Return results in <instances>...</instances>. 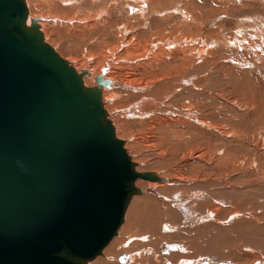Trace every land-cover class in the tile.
<instances>
[{"label": "rangeland", "instance_id": "374dc122", "mask_svg": "<svg viewBox=\"0 0 264 264\" xmlns=\"http://www.w3.org/2000/svg\"><path fill=\"white\" fill-rule=\"evenodd\" d=\"M60 1L61 0H58L60 4H57L59 5L58 9L51 15L52 17L69 19L71 16H61V10L78 7V9H75L76 18L93 15L96 19L101 21L109 17L110 19H108L107 24H111H108L105 30L94 28V31L90 32L89 36L85 38L83 37L84 30L82 31L79 26H76L77 23L71 25L67 24L68 22L66 21L62 22L58 19H53L52 22L54 24H60L62 26L61 28L55 26V31L46 39L43 38V41L51 45V47H53V49L67 62L73 60L74 65L76 64L77 66L84 63L86 67L89 66L86 61L88 60L87 53L92 51L93 48V50L97 49L96 46L93 47L89 44L92 40L90 41L87 38L93 37V39H96V41H93L96 42V44L100 45V43H104L105 46L107 45L104 47V50L108 52L109 57L112 58L109 67L110 69H112V66L115 67L112 70L116 72L110 75L111 78L109 75H105V73H103L104 76L101 73L100 77L113 80V82L118 85H114L110 88L115 92V95L117 94L116 96L119 97L117 101H120L115 105L114 111L117 116L115 115L113 119L115 118L116 129L118 128V131L116 130L118 137L123 140L127 153L134 164L136 163L134 168L135 171L142 173L151 172L156 175L158 181H161V183H166L167 180H176L179 182L178 186L183 189L178 199L184 200V205L176 204L177 202L175 201L177 200L172 196L175 191L180 190L168 185L157 190L158 193L160 192L159 195H156L158 197L156 200L158 204H152L151 206L148 204L146 207L143 202L147 201H143L142 199L153 201L151 193H144L146 190H149L150 187L144 182L145 180L142 182H135V185L141 190H139L138 194L130 195L124 216H126L129 207L133 208L137 206V208L143 209L139 211L140 216L135 224L138 225H134L133 229V231L138 230L139 233H134L130 237H127L133 240L132 242L127 241V246L123 248L117 246L114 251L108 254L109 256L106 255L103 264H150L149 258L152 256V251L148 253L141 249L146 245L152 246L148 240L150 236L149 231L152 233L155 229H158L155 231L158 234H153L164 236V226L171 229V234L176 238L173 236L166 242L162 241L166 246L160 241L157 247L152 246V249H154L153 251L155 252L156 250H161L158 256H163L162 260L166 258V260H168L167 262L171 264H181L179 263L180 261L177 262L178 258L175 261L169 258L171 253H177L180 250L177 252L176 250H170L168 252L167 246H179L180 249H188V251H190L191 247L193 252L198 249L196 246L201 245V241L206 242L204 246L205 251H201L204 257L203 259L209 260L212 264H227L228 262L231 263L234 261L228 260L227 258V255L231 251L229 248H238V244H244L242 241L246 242L245 246H252L253 248L259 249L258 251H260L261 254H264V229L252 224L251 221H249L250 217H247L249 216L248 213L251 212L259 213V215L261 214L264 217L262 208H257V206L259 207L260 204L264 202V200L262 201V199H264V0H157V2L156 0H148L146 3L147 6H144L146 7V13L143 15H141L142 11H139L138 8L141 4H144V1H140L142 3H136L139 0H129L130 2L128 0H98L94 2H92L93 0H78L75 1V3L72 2L73 4L68 3V5H64ZM161 2V10L155 9L156 11H154V8H150L152 4L157 6V4ZM194 2L195 4H193ZM57 11H59V13H57ZM37 17L43 18V21H45L44 19L47 18V15L41 12L37 14ZM108 27H110V29ZM161 37L163 39H161ZM186 39L188 41H186ZM184 40L186 42H184ZM178 41H180V46L179 44H173ZM136 43L147 45L145 50V52H147L145 53L146 55H144L145 58H148L147 60L141 59L144 54V49L138 52L140 55L139 58L138 53H132L131 58L130 53L122 51L125 47L124 45H134ZM195 46H200V48L206 47L205 55L207 56L204 55V58H211L210 63L205 64V61L199 63L201 61V56H198V51L193 50L196 48ZM108 47L112 49L115 47L116 53H114L116 55L108 51ZM169 47L170 50H168ZM180 47H186L185 54L187 58L184 60V65L192 60L194 64L198 62V70H200L201 76L208 77V79L197 80L196 77L187 76V70L183 68V65L179 69L180 72L178 69L175 70V68L171 71L168 67V69L161 71L163 73L166 71L164 74L161 72L158 73L155 70H150V72L147 67L143 65V63H148L151 58L150 61L153 60L155 62H151L153 68H163L158 62L161 63L166 56L168 57L169 54L172 55V52H176ZM155 48L162 49L161 51L163 52L169 51V53L163 55L161 59H156V57L150 56L152 54L148 55L149 52L151 53ZM174 48L177 50H174ZM175 57L177 61L182 64L179 57ZM127 58L129 59L127 61L130 63L129 66H125ZM133 60L137 62L135 63ZM96 61L98 62L97 59L95 61H90V69L92 72L101 70L100 68L104 66L100 63L97 64ZM131 62L134 65H132ZM141 62L143 63L141 64ZM173 62L172 65H177L175 63L176 61ZM137 63L139 64L138 66ZM103 68H105V66ZM138 68H140L138 71L143 72L135 77V75H133V70H135V74H137ZM144 70H146V72ZM210 72H213L214 75L210 76ZM146 75L147 79L145 77ZM129 79L133 81L130 83V81H128ZM128 82L130 84H127ZM171 82L175 85L179 93L182 92L181 88L188 86L191 88L194 82L199 92L191 93L199 96V103L201 105H206V102L208 103L213 97H221L224 101L218 102L217 105L218 111L221 114L214 115V118L208 117L206 120H202L203 122H188L190 126L187 122V124L185 122H179V119H174L170 124L164 125L163 122L148 120L147 116L142 117L141 111L143 109L145 110V108L148 112H153L170 106L167 110L175 111L178 116H183L182 119H186L191 113L195 115V112L197 115H195L193 119L198 118L199 113L195 110L192 111L190 108L189 103L192 102L188 98L190 96L184 97L182 93V97L176 95L177 91H171L170 89ZM133 83H135L134 87ZM136 86L143 89L138 92V90L135 89ZM152 87H154V89ZM246 87L247 90H245ZM251 91L258 92V94H251ZM168 94L173 95V98H171V95L169 97ZM165 96L169 97L171 100L168 98L169 101L166 100ZM202 97H207L208 99ZM160 101L164 102L163 104L165 107L161 105L162 103ZM185 102L186 104H184ZM150 105L156 106V109H154L155 107L152 108L153 106ZM173 105H176L175 107L177 109L179 105V109L176 110ZM128 107L131 109L129 110ZM187 107L190 109H186ZM184 108L186 110H184ZM178 111L182 114L177 113ZM185 111L189 112L186 113ZM202 111L207 112V109ZM207 113L209 114L210 111ZM212 113H215V109ZM118 114L120 115L118 116ZM184 116L187 117L184 118ZM125 119L128 122L130 121L129 123L127 122V124L128 126L130 125L129 127L130 129L132 128L131 130L122 124V121ZM181 123L184 126L188 125V127L185 128L180 126ZM140 132L141 134H139ZM132 135L134 136L132 137ZM155 140H157L156 143H154ZM218 157L227 159V163L225 161L221 166L230 164L229 168L225 167L226 171L221 170L224 167H220ZM258 165H260L261 169L255 172ZM232 168L236 174L230 172ZM244 169L250 170L245 171ZM232 178H235V180L231 181L234 184L232 187L230 185L229 195L223 194L219 197L217 196L216 199L211 197L213 190H218L219 185L212 186L215 181H218L217 184H219L221 182L230 181ZM196 181H198V183L208 182L207 185L210 183L209 185L211 187L207 185L201 187L202 184H200L199 189L194 188L193 186ZM210 181L213 183L211 184ZM256 186H259L260 189ZM230 197H232L231 200L236 198L234 202L230 200ZM169 198L170 201L168 200ZM172 198L175 201H173ZM227 198H229V201ZM252 198L256 201L252 200ZM209 199L215 202V204L221 205L220 203H223L224 206L229 205V207H236L237 209L235 211H226L227 209L221 205L223 211H226V214L220 212L213 213L203 205L205 201H210ZM160 200H163L166 204ZM219 200L225 201L221 202ZM244 201H246V203L242 204ZM239 203L242 204L241 208H238ZM145 208L146 210H144ZM156 209L158 210L156 211ZM175 211H177L176 213H182V211L187 213L186 216H189L190 219H187V217L185 218V214L183 215V213L182 215H179V213L176 214ZM209 214L211 217H209ZM235 215H238V217H235ZM179 217H184L182 220L186 222L184 221V223ZM124 218L125 217H123L120 228L125 222ZM208 223L211 226L207 225ZM255 227L259 228L256 230ZM185 229L189 232L187 233ZM194 230L195 232H193ZM212 232L214 234H212ZM179 233L181 236L178 237ZM117 234L112 241L116 238ZM138 236L147 238L148 241H144L150 244L144 243ZM136 240H138L139 243L138 241L136 242ZM137 245H139V247H137ZM194 246L196 249H194ZM121 256L128 257V260L123 261L124 258L122 259ZM96 259L97 257L87 261L84 260L85 262L83 261V263L93 264ZM194 259L198 260L197 258ZM193 261H189V263ZM234 262L240 264L237 261ZM231 264L234 263L232 262Z\"/></svg>", "mask_w": 264, "mask_h": 264}, {"label": "water", "instance_id": "95a60500", "mask_svg": "<svg viewBox=\"0 0 264 264\" xmlns=\"http://www.w3.org/2000/svg\"><path fill=\"white\" fill-rule=\"evenodd\" d=\"M23 0H0V264H84L117 234L138 179L101 88L49 44Z\"/></svg>", "mask_w": 264, "mask_h": 264}, {"label": "bare ground", "instance_id": "6f19581e", "mask_svg": "<svg viewBox=\"0 0 264 264\" xmlns=\"http://www.w3.org/2000/svg\"><path fill=\"white\" fill-rule=\"evenodd\" d=\"M24 2H25V4H26V6H27V18H26V26H27V28H31L32 27V22H33V20L34 19H36V22H37V24H38V28H39V30L41 31V33L43 34V38L44 39H46L47 37H49L50 36V34H52L54 31H55V29H56V27H58V28H61V26L62 25H60V24H54L53 22H52V20L53 19H58V20H60V21H66V22H68L67 24H76L77 23V25L76 26H79L81 29H82V31L84 30V35H83V37H88L89 36V34H90V32H93L94 30V28H101V29H106V26L108 25V24H111V23H108L107 24V22H108V19H110L109 17H108V19L107 18H105V19H102L101 21L100 20H98V19H96V17L95 16H93V15H91V16H85V17H81V18H76L75 17V13H76V11H75V9H78V7H73V8H71V9H62L61 10V16H63V17H67V16H71V18H69V19H66V18H56V17H52L51 15L53 14V13H55L56 12V10L58 9V6L59 5H57V4H60L59 2H58V0H23ZM75 1H78V0H61L60 2H62L64 5H68V3H71V4H73L72 2H74L75 3ZM80 1V0H79ZM85 1V0H84ZM94 1H98V0H93L92 2H94ZM129 1V0H128ZM132 1V0H131ZM134 1V0H133ZM140 1H144V4H141L140 6H139V8H138V10L139 11H142V13H141V15H143V14H145L146 13V7H144V6H147L146 5V3H147V1L148 0H139V1H137L136 3H142V2H140ZM130 2V1H129ZM156 2H157V0H156ZM161 4H162V2L161 3H158L157 4V6L155 5V4H152L151 6H150V8L152 7V8H154V11H156L155 9H160L161 10ZM193 4H195V2L193 3ZM77 5V4H76ZM84 6V5H83ZM190 6V5H189ZM194 6V5H193ZM194 9H197V8H194ZM159 10V11H160ZM41 12H44L46 15H47V18H45L44 20L45 21H43V18H40V17H37V14L38 13H41ZM57 13H59V11H57ZM60 16V15H59ZM209 16V15H208ZM56 23V22H55ZM56 26V27H55ZM75 26V25H74ZM111 26V25H110ZM109 29H110V27H108ZM107 28V29H108ZM53 29V30H52ZM80 31V30H79ZM107 37V36H106ZM87 39H89L90 41L92 40V42L93 41H96V39H93V37H90V38H87ZM161 39H163L162 37H161ZM186 41H188L187 39H186ZM185 40H184V42H186ZM195 41V40H194ZM90 42L89 43V41H88V43L91 45V46H96L97 47V49H95V50H93L92 49V51H90V52H88L87 54H88V60H86L87 61V65L89 64V66L88 67H86L85 65H84V63H82V64H79V65H77L76 66V64L74 65V62H73V60L71 61H69V62H67L71 67H73L74 69H75V71L77 72V74L81 77V79H82V81H83V85H84V88L86 89H89V90H87V91H96V90H99V85H98V79L100 78V74L102 73H105V75H109V77H110V75L111 74H113L114 72H116V71H114L113 72V70L112 69H114L115 67H113L112 66V69H110V67H109V65H110V62H111V59L112 58H110L109 57V55H108V52H106L105 50H104V47H106L105 46V44L103 43V44H101L100 43V45L99 44H96V42ZM179 42L180 41H178V42H175V43H173L174 45H177V44H179ZM135 43V42H134ZM182 43V42H181ZM195 43V42H194ZM171 45V44H170ZM51 46V45H50ZM125 47L123 48V50L122 51H125V52H127V53H130V55L133 53V54H135V53H138V52H140V51H142L143 49H144V54H143V57H141V59H145V60H147L148 58L146 57H144V55H146L145 53L147 52H145V50H146V46L147 45H142L141 43L140 44H138V43H136V44H134V45H124ZM172 46V45H171ZM179 46H180V44H179ZM184 46V45H183ZM116 47V46H115ZM115 47H113V49L111 48V47H108V51H110L112 54H115L116 52V50L114 49ZM188 47V46H187ZM196 47V46H195ZM53 48V47H52ZM141 50H140V49ZM177 48V47H176ZM173 49V48H172ZM188 49H189V47H188ZM192 49V48H191ZM162 49H158V48H155L153 51H151V53L149 52V54L148 55H150V54H152V55H150L151 57H156V59L157 58H159V59H161L162 58V56L163 55H166V54H168L169 53V51H166V52H163V51H161ZM168 50H170V47H169V49ZM174 50H177V49H175L174 48ZM186 50V47H180V49L179 50H177L176 52H172L173 54L172 55H170L169 54V56L167 57H165V59L164 60H162V62L160 63V62H158L159 64H161V66H163V68L162 67H160V68H158L157 69V67L156 68H153L152 67V65H151V62L153 61H150V59H149V61H148V63H143V62H141V64L143 63V65L144 66H146L147 67V69L150 71V70H155V71H157L158 73L159 72H161V71H164V70H166V69H168V67H169V69L171 70V71H173L174 69L173 68H175V70L176 69H178V71L180 72V68H181V66L183 65V68L184 69H186L187 71H186V75L187 76H192V77H196V79L197 80H206V79H208V77H202L201 75V72H200V70H198V62H197V64H194L193 63V60L192 61H190L188 64H186V65H184L185 63H184V60L187 58V55L185 54V51ZM194 51H198V56L200 55L201 56V61L199 62V63H202V62H204L205 61V64H208V63H210L211 62V58H204V55H205V51H206V47H204V48H200V46H197L195 49H193ZM160 51V52H159ZM115 52V53H114ZM157 52H159L157 55H155ZM142 53V52H141ZM122 54V53H121ZM116 55V54H115ZM138 55H139V53H138ZM175 56H177V57H179V60L181 61V63L182 64H180L178 61H177V59H176V57ZM205 56H207V55H205ZM209 56H210V54H209ZM140 57V55L138 56V58ZM149 57V56H148ZM173 57H175V58H173ZM190 57V56H189ZM86 58V57H85ZM131 58H132V55H131ZM137 58V57H136ZM137 58V59H138ZM78 59V58H77ZM98 60V62H97V64L98 63H100V64H103L104 66H105V68H103V67H101L100 69L101 70H98V71H91V69H90V67H91V62L90 61H92V60ZM137 59H135V60H137ZM153 59V58H152ZM209 59V60H208ZM127 60H129L128 58L126 59V62L127 63H125V66L126 65H128L129 66V61H127ZM135 60H133V61H135ZM113 61V60H112ZM139 61V60H138ZM142 61V60H141ZM173 61H176L175 63L177 64V65H175V64H173L172 65V62ZM137 61H135V63H136ZM94 63V62H93ZM138 63H140V62H138ZM137 63V66L139 65ZM153 63H155L154 61H153ZM174 63V62H173ZM196 63V62H195ZM96 64V63H95ZM131 64H132V62H131ZM132 65H134V64H132ZM142 65V66H143ZM154 65H156V64H154ZM153 65V66H154ZM97 66V65H96ZM124 66V67H125ZM127 66V67H128ZM136 66V65H135ZM157 66V65H156ZM172 66V67H171ZM94 67H95V65H94ZM94 67H92V68H94ZM98 67V66H97ZM141 67V66H140ZM145 67V68H146ZM171 67V68H170ZM96 68V67H95ZM122 68V67H121ZM130 68H131V65H130ZM125 69V68H124ZM140 68H138L137 69V74H135V70H133V69H128V70H133L134 71V74L133 75H135V77H136V75H139V74H141L142 72H140V71H138ZM142 69V68H141ZM173 69V70H172ZM183 69V70H184ZM118 70V69H117ZM182 70V71H183ZM145 72H146V70H144ZM149 71H147V72H149ZM168 71V70H167ZM100 72V73H99ZM120 72V71H119ZM130 72V71H129ZM144 72V73H145ZM151 72V71H150ZM166 72V71H165ZM164 72V73H165ZM176 72V71H175ZM179 72H177V73H179ZM215 72V71H214ZM99 73V74H98ZM161 73H163V72H161ZM160 73V74H161ZM163 73V74H164ZM127 74V73H126ZM132 74H130V75H132ZM145 74H147V73H145ZM144 75V74H143ZM181 75V74H180ZM183 75V74H182ZM214 74H213V72H210V76H213ZM103 76H104V74H103ZM117 76V75H116ZM151 76V75H150ZM201 76V77H200ZM113 77V76H112ZM128 77V76H127ZM132 77V76H131ZM146 77V79H147V75L145 76ZM159 77H160V75H159ZM167 77V76H166ZM111 78V77H110ZM133 78V77H132ZM138 78V77H137ZM143 78H144V76H143ZM163 78V77H162ZM140 79V78H139ZM164 79H165V76H164ZM195 79V78H194ZM195 79V80H196ZM102 80L103 81H105V85L101 88V100H102V104H103V108H104V110H105V119L106 120H109L110 122H111V124H112V126L114 127V131H115V136L119 139V140H122V139H120L119 137H118V134H117V129H116V121L113 119V117L116 115V113H115V105H116V103L119 101H117V99H119V97H117L116 95H115V92L112 90V89H110L111 87H113L114 85L115 86H118L116 83H114L113 82V80H110V79H108V78H102ZM141 80V79H140ZM139 80V81H140ZM183 80V79H182ZM128 81H130V79L128 80ZM133 81V80H132ZM132 81H130V83L132 82ZM166 81V80H165ZM188 81V80H187ZM135 82V81H134ZM137 82V81H136ZM181 82V81H180ZM125 83V82H124ZM129 82L127 83V84H130ZM160 83V82H159ZM165 83H167V82H165ZM120 84V83H119ZM134 84L135 83H133V87H134ZM137 84V83H136ZM170 84V83H169ZM192 84V83H191ZM121 85H122V83H121ZM126 85V84H125ZM132 85V84H131ZM140 85V84H139ZM156 85V84H155ZM160 85V84H159ZM183 85H184V83H183ZM127 86V85H126ZM141 86V85H140ZM154 86V85H153ZM168 86V85H167ZM167 86H165V87H167ZM178 86V85H177ZM182 86V85H181ZM191 86V85H190ZM128 87V86H127ZM129 87H131V86H129ZM132 87V88H133ZM183 87V86H182ZM247 87H249V86H247ZM247 87L245 88V90H247ZM153 89H154V87H152ZM163 88H164V86H163ZM187 88V89H186ZM191 88H193V89H191ZM191 88L188 86V87H184V88H181L182 89V92H178L177 91V89H176V87H175V85L174 84H172V82H171V91H177V94L176 95H178L179 97H182V95H181V93L183 94V96L184 97H187V96H190V97H188L192 102L191 103H189V105H190V108H191V110L192 111H197L198 113H199V115H198V118L196 119H193L194 117H195V115H197V113L195 112V115H192L193 113H189L190 115L188 116L186 113H188V112H186L185 114L188 116H184V118H186V119H182L183 118V116H178L177 114H176V112L175 111H168L167 110V108L169 109L170 108V106L169 107H167V104H166V107L167 108H165V109H159V110H155V111H153V112H148L147 110H146V108H145V110H146V112H145V110L142 112L141 111V115H142V117H145V116H147V119L148 120H154V121H156V122H163V124L164 125H167V124H170L172 121H174V119H179V122H203L204 120H206V118H208V117H212V118H214V115H220L221 113H219V111H218V102H221L222 100L224 101V99H222L221 97H213L212 98V100H210L208 103L206 102V105L205 104H203V105H201L200 103H199V96H197V95H194L193 93H191V92H194V93H196V92H199V90L195 87V84H194V82H193V85L191 86ZM128 89V88H127ZM135 89H137L138 90V92L139 91H141L143 88H141V87H135ZM159 89V88H158ZM130 90H132V89H130ZM135 91V90H134ZM146 91V90H145ZM148 91V90H147ZM248 92H249V90H248ZM132 93H134V92H132ZM136 93H137V91H136ZM179 93V94H178ZM250 93V92H249ZM252 93H254V94H258V92L256 93V92H252L251 91V94ZM171 95V94H170ZM170 95L168 94V96L170 97ZM175 95V94H174ZM122 96H124V95H122ZM127 96V95H126ZM167 96V95H166ZM165 96V97H166ZM173 95H171V98H173L172 97ZM165 97H163V98H165ZM169 97H166V100H168V99H170ZM160 98V97H159ZM168 98V99H167ZM202 98H205V97H202ZM162 99V98H161ZM198 99V100H197ZM205 99H208L207 97L205 98ZM121 100H122V98H121ZM144 100H147V99H144ZM171 100V99H170ZM175 100H177V99H175ZM174 100V101H175ZM245 100V99H244ZM135 101V100H134ZM143 101V100H142ZM164 101V100H163ZM169 101V100H168ZM178 101V100H177ZM212 101V102H211ZM247 101L249 102V100L247 99ZM120 102V101H119ZM129 102V101H128ZM127 102V103H128ZM161 102V101H160ZM166 102V101H165ZM172 102V101H171ZM180 102V101H179ZM179 102H178V104H179ZM215 104H214V103ZM125 103V102H124ZM162 104V106H164V102H161ZM137 104H138V102H137ZM160 104V103H159ZM174 104H175V102H174ZM184 104H186V102L184 103ZM134 105V104H133ZM177 105V104H176ZM176 105H173L174 107L176 106ZM150 106H153V105H150ZM159 106V105H158ZM185 106V105H184ZM188 106V105H187ZM125 107V106H124ZM133 107V106H132ZM155 107V108H154ZM165 107V106H164ZM171 107H172V105H171ZM178 107V109H179V105L177 106ZM181 107V106H180ZM152 108H154V109H156V106H153ZM176 108V107H175ZM190 108H186V109H190ZM128 109H129V107H128ZM131 109V108H130ZM129 109V110H130ZM148 109V108H147ZM172 109H174V108H172ZM177 108H176V110H178ZM181 109V108H180ZM185 108H184V110H186ZM206 110L207 109V112L208 111H210V113L208 114L207 112H205V111H202V110ZM215 109V113L213 114L212 113V111ZM227 109V108H226ZM127 110V109H126ZM129 110H128V113H129ZM151 110V109H150ZM183 110V109H182ZM224 110V109H223ZM228 110V109H227ZM180 111V110H179ZM177 112V113H181V112ZM115 113V114H114ZM132 113V112H131ZM182 114V113H181ZM120 114H118V116H119ZM131 115V114H130ZM138 115V114H137ZM140 115V114H139ZM178 117H177V116ZM192 115V116H191ZM117 116V115H116ZM128 116V115H127ZM124 117V116H123ZM126 117V116H125ZM137 117V116H136ZM231 117V116H230ZM112 119V120H111ZM123 119V118H122ZM138 119V118H137ZM114 120V121H113ZM203 120V121H202ZM113 121V122H112ZM118 121V120H117ZM119 122V121H118ZM123 122V123H122ZM121 123L122 124H124L128 129H130V125L128 126V124H127V122L128 121H126V119L124 120V121H122ZM130 122V121H129ZM128 122V123H129ZM138 122V121H137ZM147 123V122H146ZM186 123V124H187ZM121 124V125H122ZM212 124V123H211ZM140 125V124H139ZM188 125H189V123H188ZM188 125H186V126H184V125H182V123H181V125L180 126H182V127H188ZM192 125V124H191ZM120 126V125H119ZM179 126V125H178ZM190 126V125H189ZM194 127V126H193ZM197 127V126H196ZM222 127V126H221ZM122 128V127H121ZM125 128V127H124ZM200 128V127H199ZM210 128V127H209ZM132 129V128H131ZM130 129V130H131ZM213 129V128H212ZM117 130V131H116ZM150 132V131H149ZM189 132V131H188ZM214 132H217V131H214ZM134 133V132H133ZM157 133V132H156ZM139 134H141V132L139 133ZM135 135V134H134ZM134 135H132V137L134 136ZM135 136H137V135H135ZM140 137V136H139ZM158 138V137H157ZM150 139H151V136H150ZM153 139H154V137H153ZM153 139H152V141H153ZM135 140V139H134ZM138 140V139H137ZM123 141V140H122ZM143 141V140H142ZM156 141L157 140H155L154 141V143H156ZM194 141V140H193ZM126 142V141H125ZM124 143V142H123ZM188 143V142H187ZM147 144V143H146ZM145 144V145H146ZM151 144V143H150ZM152 145V144H151ZM163 154V153H162ZM175 154V153H174ZM170 155H171V153H170ZM148 159V158H147ZM132 160V159H131ZM218 161L220 162V167H224L223 169H221L222 171H226L225 170V167H227V168H229L230 166V164H224L223 166H221L225 161H226V163H227V159L226 158H223V157H218ZM132 162H133V160H132ZM134 163V162H133ZM136 164V163H135ZM135 164H134V168H135ZM138 164V163H137ZM136 166H138V165H136ZM260 169H261V167H260V165H258L257 166V168H256V171L255 172H258V171H260ZM229 170V169H228ZM243 170V169H242ZM245 171H249L250 169H244ZM245 171H243V172H245ZM232 174H236L235 173V171H234V169L232 168V170L230 171ZM143 180H145V179H138L136 182H142ZM233 180H235V178H232L230 181H225V182H221V183H219V184H217L218 183V181H215L214 183L213 182H211V184H212V186H216V185H219L218 186V190H213V194H212V196L211 197H213V198H215L216 199V197L218 196H220V195H229L230 194V191H229V189H230V185H231V187H232V185L234 184V183H232L231 181H233ZM149 187H150V189L149 190H146L144 193H151L152 194V196H153V201H151V200H149V199H142L143 201H147V202H143L144 203V205H146V207H147V205L149 204L150 206L152 205V204H158L157 203V199H158V197L156 196V195H159L160 194V192L158 193V191L157 190H160V188H162V187H166V186H173V187H175L176 189L178 188L180 191H175L174 193H173V197H175L174 199L175 200H177V201H175V200H173V198H172V200L173 201H175V202H177L176 204H178V205H184L185 203H184V200H182V199H178V197L180 196V192L183 190V189H181L179 186H178V184H179V182H177L176 180L175 181H172V180H167L166 181V183H161V181H158V179L157 180H145L144 181ZM231 182V183H230ZM170 183V184H169ZM207 183L208 182H202V183H198V181H196V183L194 184V188H198L199 189V187H200V184H202L201 185V187H203L204 185L206 186L207 185ZM230 183V184H229ZM210 184V183H209ZM207 185V186H210V185ZM211 187V186H210ZM258 189H260V187L259 186H256ZM201 189V188H200ZM170 190V189H169ZM233 197V196H232ZM232 197H230V200H231V198ZM150 198V197H149ZM210 198V197H209ZM249 198V197H248ZM248 198H246V199H248ZM260 198V197H259ZM228 199V201H229V198H227ZM236 198H234V200H235ZM262 199V198H261ZM261 199H260V202H261ZM169 201H170V198L168 199ZM171 200V201H172ZM210 200V199H209ZM233 200V199H232ZM231 200V201H232ZM234 200H233V202H234ZM243 200V199H242ZM251 200V199H250ZM252 200H255L254 198H252ZM251 200V201H252ZM264 199H262V201H263ZM161 201V200H160ZM163 201V200H162ZM161 201V202H162ZM172 201V202H173ZM219 201H221V202H223V201H225V200H219ZM247 201V200H246ZM246 201H244L242 204H245L246 203ZM256 201V200H255ZM171 202V204L173 205V203ZM203 202V201H202ZM233 202H232V204H233ZM163 203H164V201H163ZM168 203H170V202H168ZM164 204H166V203H164ZM170 204V205H171ZM225 209H227L226 211H229V210H232V211H235L237 208L236 207H229V205H226V206H224V204L223 203H220ZM228 204H230V203H228ZM242 204H238V208H241L242 207ZM169 205V204H168ZM171 205V206H172ZM203 205H205L208 209H210L213 213L214 212H220V213H224V214H226L224 211H223V208H222V206L221 205H219V204H215V202H213L212 200H210V201H205L204 203H203ZM231 205V204H230ZM256 206V205H255ZM176 207V206H175ZM198 207V206H197ZM178 208L180 209V207L178 206ZM257 208H259V209H261L262 208V210H263V214H264V202L262 203V204H260V206L258 207L257 206ZM133 209V210H132ZM182 209V208H181ZM143 209H141V208H137V206L136 207H133V208H128L127 209V213H126V216H124L125 218V222H124V224L122 225V227L120 228V230H119V232H118V234H117V236H116V238L112 241V243L110 244V242H109V244L102 250V252H101V254H99L98 256H96L97 257V259H96V261H94V263L93 264H103L104 262H105V257H106V255H108V254H110L112 251H114V249L117 247V246H120V247H125V246H127V244H126V242L128 241V242H132L133 240H132V238H127V237H130L131 235H133L134 233L135 234H137V233H139L138 232V230H136V231H133V229H134V225L136 224V221H137V219H138V217L140 216V212L139 211H142ZM144 210H146V208L144 209ZM158 209H156V211H157ZM160 210H161V206H160ZM174 210H176V209H174ZM132 211V212H131ZM135 211H136V216H135ZM173 211V210H172ZM171 211V212H172ZM178 211V210H177ZM177 211H175V213L177 212ZM254 211V210H253ZM174 212V211H173ZM181 212V211H180ZM144 213V212H143ZM162 213V212H161ZM179 213V212H178ZM178 213H176V214H178ZM182 213H183V215L185 216V218L187 217V219H190L189 218V216H186V214L187 213H185V212H183L182 211ZM182 213H179V215L181 214L182 215ZM175 214V215H176ZM236 214V213H235ZM162 215H163V213H162ZM179 215H176V216H179ZM248 215L249 216H247V217H250V220L249 221H251V223L252 224H254V225H257V226H260V227H262L263 229H264V217H263V215H259V213L257 214V213H255V212H251V213H248ZM135 216V217H134ZM262 216V217H261ZM209 217H211V215L209 214ZM235 217H238V215H235ZM181 217H179V219H180ZM184 218V217H183ZM183 218H181V220L183 219ZM183 221V220H182ZM181 221V222H182ZM185 221V220H184ZM183 221V222H184ZM182 222V223H183ZM186 222V221H185ZM184 222V223H185ZM211 224V223H210ZM138 225V224H137ZM137 225H135V226H137ZM185 225V224H184ZM207 225H209V223L207 224ZM209 226H211V225H209ZM198 228V227H197ZM211 228H213V227H211ZM256 228V227H255ZM257 228H259V227H257ZM257 228H256V230H257ZM135 229H137V228H135ZM143 229V228H142ZM140 230V229H139ZM158 230V229H157ZM156 229H155V231H157ZM171 229H168L167 227H163V234H164V236H159V235H155V234H153V233H156V234H158L157 232H155V231H153L152 233H151V231H149V234H150V236H149V242L152 244V246H154V247H157V245L160 243V241L162 242V241H164V242H166L167 240H169L170 238H172L174 235H172L171 234V231H170ZM176 230V229H175ZM262 230V229H261ZM185 231H186V229H185ZM173 232H175V231H173ZM187 232V231H186ZM185 232V233H186ZM189 232V231H188ZM187 232V233H188ZM193 232H195V230L193 231ZM210 232V231H209ZM159 233L162 235V233L159 231ZM187 233H186V235H187ZM141 234V233H140ZM165 234H168V235H165ZM170 234V235H169ZM180 234V233H179ZM178 234V237L179 236H181V234L179 235ZM183 234V233H182ZM208 234H210V233H208ZM212 234H214L213 232H212ZM197 236V235H196ZM139 238H141V240L142 241H144V240H146V241H148L147 240V238H142V237H140V236H138ZM138 237H137V239H138ZM175 237V236H174ZM114 238V237H113ZM176 238V237H175ZM203 240V239H202ZM138 240H136V242H137ZM141 241V242H142ZM149 242H147L148 244H150ZM169 242V241H168ZM244 242V244H238L237 246H238V248H229V249H231V251H230V253L227 255V258H228V260L230 259V260H234V261H237L238 263H240V264H264V254H261V252L260 251H258L259 249H256V248H253L252 246H245V241H242V243ZM134 243H135V240H134ZM138 243H139V241H138ZM143 243V242H142ZM144 243H146L145 241H144ZM143 243V244H144ZM146 243V244H147ZM201 243V245H199V246H196L198 249L197 250H194L193 252H192V248L190 247V251H188V249L187 250H184V249H180V247L179 246H167V251L169 252L170 250H176V252L177 251H179V252H177V253H171L170 254V256H169V258L172 260V261H175V260H177V258H178V260H177V262H179V263H181V264H212L209 260H204L203 258V256H202V250H204V246H205V244H206V242H203V241H201L200 242ZM241 243V242H240ZM141 244V243H140ZM139 244V245H140ZM142 244V245H143ZM162 244H165V243H163L162 242ZM135 245V244H134ZM139 245H137V247H139ZM142 245H141V247H142ZM173 245H175V244H173ZM152 246H149V245H146V246H144V247H142V249L141 250H143V251H145V252H151L152 251V256L149 258V263L150 264H171L170 262H167L168 260H166V258H164L163 260H162V257H160V256H158V255H160V252H161V250H156V252L155 251H153L154 249H152L153 247ZM164 246H166V244L164 245ZM236 246V245H235ZM119 247V248H120ZM136 247V246H135ZM193 247V246H192ZM195 247V246H194ZM196 247L194 248V249H196ZM239 247H240V249H239ZM145 248V249H144ZM252 249V250H251ZM200 251V252H199ZM205 251V250H204ZM179 253V254H178ZM207 254H208V252H207ZM259 254V255H258ZM101 255V256H100ZM200 255V256H199ZM204 255V254H203ZM100 256V257H99ZM109 256V255H108ZM126 256H127V254H126ZM126 256H124V257H122V259H123V261L124 260H128V257H126ZM95 257V258H96ZM188 258V259H187ZM194 258H197L198 260H195ZM118 259V258H117ZM121 259V260H122ZM187 259V260H186ZM194 261H193V260ZM129 260H130V257H129ZM87 261V260H86ZM118 261V260H117ZM189 261L191 262V261H193L192 263H189ZM234 261H232L234 264H237V263H235ZM85 262V261H84ZM128 262V261H127ZM217 262V261H216ZM215 262V263H216ZM231 262V263H232ZM120 263V262H119ZM231 263H227V264H231ZM87 264V263H86ZM218 264V263H217ZM221 264H223V263H221Z\"/></svg>", "mask_w": 264, "mask_h": 264}]
</instances>
